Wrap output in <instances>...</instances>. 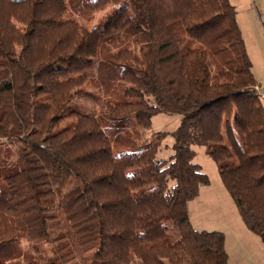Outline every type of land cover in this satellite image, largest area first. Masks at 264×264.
<instances>
[{
	"label": "trees",
	"instance_id": "trees-1",
	"mask_svg": "<svg viewBox=\"0 0 264 264\" xmlns=\"http://www.w3.org/2000/svg\"><path fill=\"white\" fill-rule=\"evenodd\" d=\"M124 31L138 50L108 46ZM252 66L229 0H0V264H227L189 215L196 146L264 243ZM160 113L179 123L147 140Z\"/></svg>",
	"mask_w": 264,
	"mask_h": 264
},
{
	"label": "rangeland",
	"instance_id": "rangeland-1",
	"mask_svg": "<svg viewBox=\"0 0 264 264\" xmlns=\"http://www.w3.org/2000/svg\"><path fill=\"white\" fill-rule=\"evenodd\" d=\"M229 1L236 8V20L244 40L245 50L255 67L254 72L258 73L259 67H264V0ZM105 12L106 10L96 12L95 22L100 20ZM120 40L132 49L138 50V42L128 31L122 32L106 43L113 47L115 42L118 43ZM78 103L87 108L92 106L85 100H79ZM178 123V116L160 113L153 117L152 129L145 132L146 139L149 140L153 133L160 130L172 131ZM166 142L170 144V139L167 138ZM196 150L195 161L202 165L210 182L202 186L199 195L188 204L192 224L197 229L218 230L224 233L225 248L228 254L227 264H264L263 240L245 224L220 175L216 161L205 152L204 146H196ZM165 153H168L167 150H162V154ZM158 155L163 157L160 152ZM24 244H14L9 251L3 253L18 257L23 261L37 259L36 254L27 244Z\"/></svg>",
	"mask_w": 264,
	"mask_h": 264
},
{
	"label": "crops",
	"instance_id": "crops-1",
	"mask_svg": "<svg viewBox=\"0 0 264 264\" xmlns=\"http://www.w3.org/2000/svg\"><path fill=\"white\" fill-rule=\"evenodd\" d=\"M252 68H253V73L255 75V78H256V80L258 82L257 84L259 86L264 87V67H259L260 69L257 70L258 73L254 72V68H255L254 65L252 66Z\"/></svg>",
	"mask_w": 264,
	"mask_h": 264
},
{
	"label": "built area",
	"instance_id": "built-area-1",
	"mask_svg": "<svg viewBox=\"0 0 264 264\" xmlns=\"http://www.w3.org/2000/svg\"><path fill=\"white\" fill-rule=\"evenodd\" d=\"M255 89L258 92L259 96L264 100V87L256 85Z\"/></svg>",
	"mask_w": 264,
	"mask_h": 264
}]
</instances>
